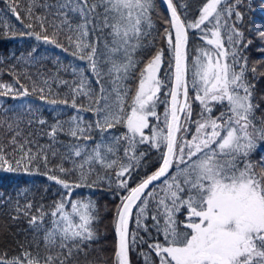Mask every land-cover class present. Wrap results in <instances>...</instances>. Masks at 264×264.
I'll return each mask as SVG.
<instances>
[{
  "label": "snow or ice",
  "instance_id": "obj_1",
  "mask_svg": "<svg viewBox=\"0 0 264 264\" xmlns=\"http://www.w3.org/2000/svg\"><path fill=\"white\" fill-rule=\"evenodd\" d=\"M242 3L206 0L198 18L189 20L173 0H166L169 27L161 37L169 53L166 60L165 49L154 43L155 0H30L24 8L26 27L40 30L28 34L86 65H58L55 74L45 78L40 73V81L24 73L33 91L51 92L57 82L65 86L71 99L48 103L70 105L77 115L40 132L21 125L44 126L42 118L25 120L18 114L11 121L0 120V170L27 173L34 163L37 171L43 163V175L64 190L50 210L41 204L33 211L31 201L10 206V222L24 221L27 228L12 232L8 223H0V264H81V256L87 258L99 239L94 227L99 208L91 198L74 194L105 182L109 191L115 182L127 192L113 219L114 264H132V252L143 244L149 249L138 253L144 264H264V96L256 98L249 79L264 76V31L258 32L261 59L249 64L245 52L252 40L236 26L243 20L237 10ZM18 7L10 0V12L23 24ZM38 8L42 11L37 14ZM190 30H199L212 47L194 46L190 52ZM61 68L70 69L75 78L60 77ZM9 95H30L19 76L14 84L0 82V96ZM194 102L200 105L195 119ZM158 103L167 105L163 127L152 126L151 118L160 120ZM217 105L224 108L214 115ZM85 112L94 119L86 120L80 114ZM190 125L195 129L189 137ZM117 126L126 131L105 138ZM61 134L72 140L61 141ZM39 135L49 143L39 144ZM58 144L66 150L60 151ZM145 144L156 149L158 167L130 186L133 172L144 167L147 152L139 146ZM182 211L183 229L177 221ZM141 231L154 242L140 236Z\"/></svg>",
  "mask_w": 264,
  "mask_h": 264
},
{
  "label": "trees",
  "instance_id": "obj_2",
  "mask_svg": "<svg viewBox=\"0 0 264 264\" xmlns=\"http://www.w3.org/2000/svg\"><path fill=\"white\" fill-rule=\"evenodd\" d=\"M19 5L17 11L20 12L21 18L24 23L21 24L16 17L10 12L9 4L10 0H0V82L7 84H14L16 76H19L22 84L26 85L29 89L30 95L28 96H0V120L11 121L15 119L16 115H23L25 120L32 118L34 121L38 118H42L47 121V124L41 126L37 123H33L28 126L26 123L21 126L27 130H33L40 132L42 128H47L48 125L59 121H67L73 115H77V111L70 107V105L63 104H50L49 100H61L71 99V96H65L67 88L65 86H57V83L52 84V91L49 92L45 88L44 93L32 90L31 81L27 80L24 76L25 71L32 77L33 80L40 81V73L45 74V78L48 74H55L57 72V66H64L71 64L74 67H85L86 62L80 61L79 59L71 56L69 53L62 51V49L55 47L51 44L44 43L43 40H36L32 35H29L31 31H39L38 27L29 29L26 24L29 22L25 16L24 8L28 7L30 0H15ZM43 0H41V3ZM177 5L178 12L181 13L182 17L186 14L187 19L194 20L199 16V9L203 6L206 0H173ZM229 3H234V0H228ZM155 9L152 13L153 20L156 24V28L153 30L154 35L157 36L155 45L165 49V59L167 60L169 53L167 51V44L163 37L164 29L169 27L166 21L170 18L161 0H155ZM183 6V7H182ZM237 10L243 13V20L236 21V26L244 32L245 38L252 40V44L248 47L245 54L248 56L249 64L254 61L260 60V54L257 48L261 45V41L258 37L259 31H264V0H243V3L237 6ZM37 14L42 9H37ZM234 19V16L232 17ZM223 34L226 35V30H223ZM61 42L64 43L63 37ZM205 47L211 48L207 42L201 39L199 30L189 31V50L192 51L193 47ZM227 46V45H226ZM31 53V56L29 54ZM14 54V55H13ZM22 57V59H21ZM25 61H28L27 63ZM15 65V69H13ZM15 71L16 76L11 73ZM166 68H162V79L163 72ZM88 75H91L89 72ZM59 76L63 79L73 80L75 78L71 70L65 72L59 71ZM249 79L255 84V95L257 99L264 96V76H257L255 79L249 75ZM135 86V81H129ZM16 87H19L16 85ZM167 89H162L160 93L161 100L165 99ZM41 95L45 99H41ZM189 95H194V92L190 90ZM170 99V98H169ZM80 101H78L79 103ZM86 104L87 101L85 100ZM166 104L158 103L156 111L160 116V120L157 121L155 117L151 118L152 126L159 125L163 127V113L166 108ZM193 119L197 117V113L200 110L199 102H194L193 105ZM261 107L264 108V100H261ZM224 105H217L214 110V115H217ZM7 109V111H5ZM85 117L86 120L94 119V116L90 112L80 113ZM260 111L257 110V115H260ZM67 127V125H65ZM192 132L189 133V137L194 134L195 125L189 126ZM4 130L0 129V133ZM126 128L123 126H117V128L110 129L107 133H104L105 138L110 135H119L125 132ZM147 132V130H146ZM99 140L98 131L92 133ZM39 144L44 145L49 143L46 136L39 135L36 137ZM61 141L68 143L72 140L64 134L59 136ZM90 144L93 142H89ZM60 148V151L66 149L62 145H56ZM139 150L147 152L144 160L141 162L144 167L133 172V178L129 181L130 186H135L145 173H151L158 167L156 149L150 148L147 144L140 145ZM260 153H257L258 156ZM120 155L123 153L121 151ZM51 159V157H50ZM56 161H52L55 163ZM39 171L36 170L37 165L34 163L32 169L29 172H7L0 170V201H6V203H0V223H8L10 230L16 232L17 227L27 228V224L24 221H20L19 224H12L7 215L10 210V206L15 202L19 201L21 206L31 201L33 203V211L43 204L45 210H50L52 203L60 199L63 189L60 185L55 184L53 181H49L43 173L47 171L43 163L39 165ZM68 163H65V167H69ZM110 172L112 170H109ZM115 181V176L112 177ZM159 183V182H157ZM127 192L116 187L115 182L112 185V190H108L107 182H105L101 188H80L76 190L74 195H78L79 198L88 199L91 198L96 202L99 208V220L94 224L97 230L99 239L93 242L92 249L89 252L87 258L81 256V264H114L113 256L117 237L114 231L113 219L115 215V209L120 204V197L126 195ZM136 210L134 209V212ZM49 218H46V224ZM186 219V213L183 211L177 215L178 226L183 229V224L180 223ZM151 223V220L147 221ZM51 227L50 224H48ZM135 225H130V230H134ZM152 236L155 237L157 234L155 229H150ZM140 236H143L149 243L154 242L143 231L140 232ZM22 237V234H21ZM159 241L163 242V235H159ZM2 246V245H0ZM140 251H149L148 245H138L136 250L131 254L132 264H144L142 257L138 255Z\"/></svg>",
  "mask_w": 264,
  "mask_h": 264
},
{
  "label": "water",
  "instance_id": "obj_3",
  "mask_svg": "<svg viewBox=\"0 0 264 264\" xmlns=\"http://www.w3.org/2000/svg\"><path fill=\"white\" fill-rule=\"evenodd\" d=\"M161 2H162L163 6H164V8H165V11L168 13V15H169V17H170V12H169V10H168V8H167L166 0H161ZM150 187H151V186H150Z\"/></svg>",
  "mask_w": 264,
  "mask_h": 264
}]
</instances>
